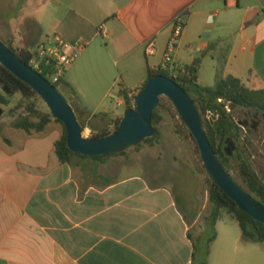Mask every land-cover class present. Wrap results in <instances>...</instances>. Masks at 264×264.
<instances>
[{
    "label": "crops",
    "instance_id": "obj_1",
    "mask_svg": "<svg viewBox=\"0 0 264 264\" xmlns=\"http://www.w3.org/2000/svg\"><path fill=\"white\" fill-rule=\"evenodd\" d=\"M32 3L35 15L43 3ZM179 17L184 29L175 58L182 72L199 62L201 86L232 75L264 89V0H57L51 36L35 18L51 41L84 45L62 77L80 110L107 94L112 65L122 64L121 89L140 92L149 72L162 68ZM104 104L103 97L93 109L102 112L85 122L91 136L107 129ZM11 131L0 134V264H193V239L208 229V215L198 227L196 206L183 207L174 190L142 174L114 179L90 162L104 160L60 162L55 131ZM215 228L207 264H252L264 255L257 248L264 243L242 242L237 222L220 218Z\"/></svg>",
    "mask_w": 264,
    "mask_h": 264
},
{
    "label": "rangeland",
    "instance_id": "obj_2",
    "mask_svg": "<svg viewBox=\"0 0 264 264\" xmlns=\"http://www.w3.org/2000/svg\"><path fill=\"white\" fill-rule=\"evenodd\" d=\"M36 2L38 3V1ZM41 2L43 4L38 10V14L35 12V15H33L35 3H32V0H0V40L11 45L18 53L22 50H28L34 55L39 45L50 41L43 35L37 19L44 23V28L49 36L54 35L53 33L57 28V0H41ZM12 18H14L15 23L11 24L9 22ZM121 67L122 64L117 67L112 65L109 91L107 94L94 95V99L87 104L89 108L86 105H80V110H77L70 102L65 90L61 86L58 88L71 105L79 122L85 124L91 114L101 113L102 111L97 112L93 109H96V104L104 97L105 104L103 108L100 106L98 109L105 108L108 110L111 118L106 130L114 131L117 120L123 119L126 113L124 99L120 105L118 104L120 100L118 91L123 88L118 73V69ZM139 93L138 91L136 94L130 95L133 106L136 103L135 97ZM9 102L10 104L7 106L0 105L4 110L0 118V126L3 127L2 133L6 136L12 135L11 130L13 127L11 123L25 111L23 96L20 93L13 94L9 98ZM162 102L164 105L161 106V102L159 105L162 119L157 125L159 136L156 140L149 143L141 141V144L127 148L124 153L104 158V163L88 160L94 165L103 166L101 172L110 175L114 179L139 173L147 177L152 184H165L178 195L179 202L183 207L188 201L189 204L200 209L201 220L197 224L199 227L203 225V218L209 215L211 209L207 172L203 168V162L200 153L197 151L196 143L190 136V132L186 131L187 128L182 124L177 110L169 104L167 97L163 96ZM37 108L49 112L42 99L37 101ZM227 108L231 111L229 105ZM247 112H249L248 109L240 106L233 109V114L239 124L242 123L243 125L245 121L244 114H247ZM92 122L91 120L90 123ZM45 131H48V134L51 133L49 131H55L61 136L63 125L54 119L46 126ZM242 133L243 139L234 142L236 151L230 156L228 171L242 187H246L238 166L239 160L243 159L250 163L264 184L263 127L260 125L254 131L248 126V128L242 130ZM91 135L88 129L83 130L84 137L92 138ZM75 160H79V158ZM221 218L236 222L235 218L225 211L222 212ZM193 230L196 234L200 231L195 228ZM198 240L201 245L205 243V239L199 238ZM257 248L262 249L264 247ZM252 264H264V255H254Z\"/></svg>",
    "mask_w": 264,
    "mask_h": 264
},
{
    "label": "trees",
    "instance_id": "obj_3",
    "mask_svg": "<svg viewBox=\"0 0 264 264\" xmlns=\"http://www.w3.org/2000/svg\"><path fill=\"white\" fill-rule=\"evenodd\" d=\"M6 45L15 54H17L21 60H23L27 64H30V61L33 57V54L31 52H29L28 50H22L20 53H18L15 49H13L11 45ZM198 63L199 62H196L194 66L186 67L185 71L183 72L179 70L177 76H174L168 70L163 68H159L155 71H150L147 81L158 75H164L175 80L182 88H184V90L192 97L201 113L204 129L214 151L216 152L221 163L228 169V161L230 159V156L225 152L226 141L227 139H231L234 142H238L243 139V128L236 120L233 114V109L240 106L245 109H253L255 111L264 113V89H251L247 87L239 78L232 75L225 78H218L212 87L201 86L195 81L197 73L196 65ZM41 74L49 80V78L46 76V73L42 72ZM0 79L2 80V84L0 85V105H9V98L15 93H20L23 96L25 111L11 123V126L15 129L24 130L29 134H32L33 132H44L46 126L55 118L51 115L50 111L44 112L37 108V101L41 99L40 96L30 86L15 77L1 64ZM53 84L57 88L61 86L63 90H66L67 87H71L70 84L62 81V78L58 82H54ZM145 86L146 83L142 86L140 91H142ZM3 88L8 89L10 91V94L6 93ZM120 95L124 99L125 112L136 107V103L135 106H133L132 104V98L130 97V92L128 90L121 89ZM135 99H137V96L135 97ZM169 104L173 106L170 100ZM162 105L164 104L161 97V106ZM228 105L229 108H231V111L228 110ZM161 119L162 115L160 114L158 107L154 111L152 117V125L155 128V135L152 138L143 140L142 142L149 143L158 138L159 129L157 128V125L161 121ZM55 120L63 125L60 120ZM121 121L122 118L117 120L116 127L112 132H115L119 129ZM181 122L184 127L187 128L182 118ZM81 124L84 130L86 128V125L82 122ZM2 131L3 127L0 126V134L2 133ZM186 131L190 132L188 128L186 129ZM112 132L107 130L97 132L93 134L92 138H103L106 135L111 134ZM190 136L193 138L191 133ZM139 144H141V142L136 145ZM126 150L127 149H123L116 153L96 157H89L79 153H74L68 147L67 131L64 125L62 135L55 142V152L60 162L63 163H71L75 158H93L96 160H103L108 156L124 153ZM197 151L199 152L198 147ZM238 166L243 176V180L246 184V187L243 186V188L248 193H250L258 202L264 205V184L261 181L260 177L250 165V163L246 162L245 160L240 159ZM203 168L205 169L204 165ZM207 184L209 201L211 203V209L207 219L208 229L203 233V236L201 237L202 239H205V243L203 245L199 243V240L195 241L193 239V264L208 263L210 246L217 237L215 225L221 218V214L223 211L227 212L235 218L240 228L242 242L254 244L264 243V224L258 222L253 217L248 215L234 201H232L214 183L208 172Z\"/></svg>",
    "mask_w": 264,
    "mask_h": 264
},
{
    "label": "water",
    "instance_id": "obj_4",
    "mask_svg": "<svg viewBox=\"0 0 264 264\" xmlns=\"http://www.w3.org/2000/svg\"><path fill=\"white\" fill-rule=\"evenodd\" d=\"M0 64L30 86L45 102L51 115L63 123L70 150L89 157L116 153L152 138L155 135V128L152 125L153 113L159 107L161 97H167L196 141L203 165L214 183L244 212L264 224V205L248 193L221 163L208 139L196 103L175 80L164 75L149 79L145 88L137 95L136 107L125 113L118 130L103 138H86L83 136L82 124L60 90L21 60L1 40ZM3 90L10 94L8 89ZM3 113L4 110L0 106V118ZM234 149V142L227 140L226 154L232 156Z\"/></svg>",
    "mask_w": 264,
    "mask_h": 264
},
{
    "label": "built area",
    "instance_id": "obj_5",
    "mask_svg": "<svg viewBox=\"0 0 264 264\" xmlns=\"http://www.w3.org/2000/svg\"><path fill=\"white\" fill-rule=\"evenodd\" d=\"M212 17L210 16L209 21H212ZM183 29L184 22L179 17L174 21L172 35L162 65L163 69L168 70L174 76H177L179 70H181L176 65L175 51ZM83 47L82 43L71 45L62 38H55L53 41L50 40L47 43L45 42V44L39 45L29 65L39 73H46L49 80H53L52 83L58 82L63 77L65 71L76 61ZM147 52L149 54L155 53L153 43L148 44Z\"/></svg>",
    "mask_w": 264,
    "mask_h": 264
},
{
    "label": "flooded vegetation",
    "instance_id": "obj_6",
    "mask_svg": "<svg viewBox=\"0 0 264 264\" xmlns=\"http://www.w3.org/2000/svg\"><path fill=\"white\" fill-rule=\"evenodd\" d=\"M249 112H247V114H244L245 116V121L243 123L242 128L246 129V127L248 128V126H250L252 128V130H257L259 128V126L261 125V127H263V133H264V113L262 112H258L255 111L253 109H248ZM255 111V112H254ZM242 124V123H241ZM227 140H231V139H227ZM232 141V140H231ZM227 142V141H226ZM234 142V141H233ZM226 146V145H225ZM233 147V146H232ZM234 151L233 154L236 151V146L234 144Z\"/></svg>",
    "mask_w": 264,
    "mask_h": 264
}]
</instances>
